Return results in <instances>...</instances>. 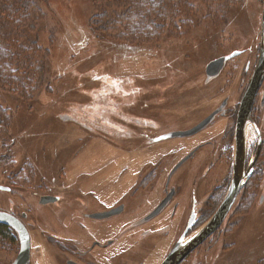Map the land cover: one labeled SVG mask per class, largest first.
<instances>
[{
    "label": "rangeland",
    "instance_id": "rangeland-1",
    "mask_svg": "<svg viewBox=\"0 0 264 264\" xmlns=\"http://www.w3.org/2000/svg\"><path fill=\"white\" fill-rule=\"evenodd\" d=\"M35 1L37 6L27 17L37 19L29 37L41 52L33 60L23 56L15 66L20 89H0V104L9 110L12 124L8 132L0 127V156H10L20 175H31L32 170L33 175H46L47 181L89 176L88 184L96 181L108 193L132 188L137 177L146 182L151 177L146 185L152 188L148 202L155 201L168 171L167 149L183 152L207 133L221 132L223 125L197 137L153 141L200 118L197 97L207 90L203 82L217 74H209L206 66L232 49V44L222 41L218 46L214 34L238 29L236 45H251L262 0L236 4L218 0L222 7L233 8L229 15L193 16L187 18L186 27L185 21L180 22L177 30L166 23L157 43L147 46L115 40L116 33L102 30L103 23L90 24L92 19H103L98 17L102 11L107 13L104 19H114L125 9L108 7L100 0ZM6 16L0 4V19ZM20 44L30 46L26 41ZM249 62L230 63L216 85L227 82L233 96L245 74L243 65ZM4 175L8 174L0 170V185ZM141 184L139 192L145 187ZM260 196L264 198V175L251 183L227 219L218 244L210 251L212 259L207 260L210 252L201 249L183 264H264V200L259 206ZM0 197L5 196L0 193ZM95 203L90 201L89 206Z\"/></svg>",
    "mask_w": 264,
    "mask_h": 264
},
{
    "label": "flooded vegetation",
    "instance_id": "flooded-vegetation-1",
    "mask_svg": "<svg viewBox=\"0 0 264 264\" xmlns=\"http://www.w3.org/2000/svg\"><path fill=\"white\" fill-rule=\"evenodd\" d=\"M261 21L258 19L252 44L245 47L235 43L236 34L240 33L238 29L214 34L218 46L220 41L232 44L231 52L212 60L219 64L208 73L217 71V74L203 82V89L207 90L198 95L195 104L200 118L175 132H189L205 121L197 132L178 138L197 137L219 124L223 129L216 134L207 133L193 147L188 146L190 148L178 154L171 151L172 148L167 149L168 171L155 201L148 202L152 188L146 185L151 177L147 182L137 177L132 188L108 193L96 181L88 184L89 176L54 177L47 181L46 175H33V178L31 175H4V184L0 185L4 189H0V193L5 197H0V213L8 217L0 221V264H152L155 261L162 264L181 238L194 234L212 218L225 199L233 175H248L221 224L179 264L191 255L196 256L201 249L206 253L212 251L227 219L241 203L251 183L258 175H264L263 72L249 118L242 112V104L252 92H249V83L257 74ZM229 54L230 58L221 64ZM236 59L250 62L244 63L241 83L233 96H229L227 82L216 84L226 67ZM260 75L261 72L258 77ZM182 160L184 163L174 171ZM141 182L145 187L139 192L143 187ZM263 200V196L258 197L257 204L261 206ZM90 201L96 202L95 206H89ZM161 202L165 203L164 208L144 220ZM155 253L162 255L152 256ZM206 259H212V252Z\"/></svg>",
    "mask_w": 264,
    "mask_h": 264
},
{
    "label": "trees",
    "instance_id": "trees-1",
    "mask_svg": "<svg viewBox=\"0 0 264 264\" xmlns=\"http://www.w3.org/2000/svg\"><path fill=\"white\" fill-rule=\"evenodd\" d=\"M100 1L107 3L108 7L125 10L121 15L115 16L114 19H104L107 13L102 11L98 17L103 19H92L90 24L92 25L95 21L97 24L103 23L102 30L116 33L114 34L115 40L137 46L157 43L163 34L161 31L166 23H168L167 25L174 24L172 29L177 30L182 21H185V27L187 26V18L194 19L193 16H195V19H214L218 12L222 14V17H225L233 10V8L222 7L218 4V0ZM236 1L239 2V0H233V4H236ZM0 4L2 7L4 6L7 14L6 17L0 19V89L18 90L21 88L18 79L20 78V72L15 69V66L23 56H31L33 60L34 55L41 52L37 43H31L29 37L33 32L31 24L37 19H27L37 4L35 0H0ZM169 17H172V19H167ZM23 41L30 43V46L22 47L20 43ZM34 92L31 91L32 94ZM28 99L30 100L31 97ZM11 125L9 110L4 109L0 104V127L8 132ZM15 167L16 165L10 156H0L1 173L20 175V169L16 170ZM30 174L33 175L32 170H30Z\"/></svg>",
    "mask_w": 264,
    "mask_h": 264
},
{
    "label": "water",
    "instance_id": "water-1",
    "mask_svg": "<svg viewBox=\"0 0 264 264\" xmlns=\"http://www.w3.org/2000/svg\"><path fill=\"white\" fill-rule=\"evenodd\" d=\"M261 51L259 54V63L257 65V74L254 76L250 83H249V92L252 90L249 98L245 103L242 104V112H245L248 114L249 118V113H250V108L252 105V100L254 97V94L258 88V85L260 84L262 80V76L264 73V0H263V8H262V14H261ZM219 62H211L207 69L210 70L213 68L215 65H218ZM261 72V75L258 77V73ZM263 72V73H262ZM205 122L200 123L198 126L194 127L191 129L189 132H172L168 133L166 135H162L158 137L154 142H160L162 140H166L169 138H175V137H181L185 136L188 134H193L197 132L199 129H201ZM237 149H240V146L238 144ZM241 159V165L243 164L242 162V154L239 155V160ZM186 160V159H185ZM185 160H182L181 162L178 163V165L175 167L174 171L180 167L182 163H184ZM242 170V169H241ZM240 170V171H241ZM239 169L238 166L235 165V172L238 173ZM248 175H233V179L231 182V186L225 196L224 201L218 208V210L215 212V214L212 216V218L203 226L201 227L197 232L194 234L186 237V238H181L173 247L171 252L168 254L166 259L162 262V264H179L187 255L190 251H192L195 247H197L199 244H201L206 237H208L211 233H213L216 228L221 224L223 221L224 217L230 210L235 197L237 196L238 192L240 191L244 181L246 180ZM0 189H4L0 187ZM165 206V203H160L159 206L144 220H148L151 217L155 216L158 214ZM4 217H8L3 213H0V221H4ZM27 253V249H26Z\"/></svg>",
    "mask_w": 264,
    "mask_h": 264
}]
</instances>
